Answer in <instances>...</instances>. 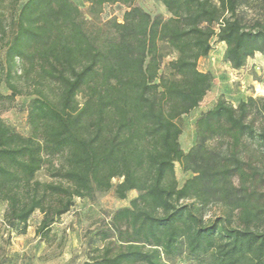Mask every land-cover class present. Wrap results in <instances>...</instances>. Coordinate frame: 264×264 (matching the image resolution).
Returning a JSON list of instances; mask_svg holds the SVG:
<instances>
[{"label": "trees", "instance_id": "16d2710c", "mask_svg": "<svg viewBox=\"0 0 264 264\" xmlns=\"http://www.w3.org/2000/svg\"><path fill=\"white\" fill-rule=\"evenodd\" d=\"M137 1L0 0V101L31 97L28 135L0 115L4 223L24 235L39 212L36 236L52 245L77 200L136 191L112 224L97 221L81 264H264V97L221 95L195 119L194 145L180 143L215 84L200 59L224 43L242 70L264 54V27H245L236 0H156L169 19ZM115 5L121 22L103 18ZM164 47L176 54L165 67ZM176 164L192 174L182 186ZM210 206L224 218L206 222Z\"/></svg>", "mask_w": 264, "mask_h": 264}, {"label": "rangeland", "instance_id": "374dc122", "mask_svg": "<svg viewBox=\"0 0 264 264\" xmlns=\"http://www.w3.org/2000/svg\"><path fill=\"white\" fill-rule=\"evenodd\" d=\"M73 1L85 10L86 4L83 0ZM213 1L219 2L218 0ZM236 1V13L245 27L253 28L256 24L264 27V0ZM137 5L152 16L162 15L165 19L170 18L163 4L156 0H138ZM124 12L125 8L119 5L105 6L103 18L116 17L121 22ZM225 50L224 43L214 41L210 54L199 61L201 71L214 74L215 84L200 107L184 118V133L180 138L184 151H188L195 143V119L201 112L212 108L221 95L235 106L251 96L264 97V54L256 53L255 58L249 59L250 63L243 68L242 72L234 73L230 65L224 61ZM163 52L166 55L163 60L165 67L175 58L176 54L168 47H164ZM0 91L3 95L10 94L5 83L1 84ZM30 99V96L20 95L13 101H0V115L3 120L23 135L29 133L27 108ZM78 100L83 103V96L80 95ZM175 171L180 186L192 177L191 173H184L179 164L175 165ZM37 179L50 180L44 171L38 174ZM138 195V192L133 191L128 194L126 200H119L111 191L100 195L95 203L77 200L72 211L63 216L60 222L53 227L56 239L52 245L42 243L36 236V229L42 219L39 212L31 217L27 233L17 234L5 225L6 204L0 202V264H81L89 258L87 243L95 231L97 221L100 218H107L108 223L112 224V218L109 215L117 209L128 207ZM201 215L206 222H209L224 218L225 211L219 206H210L205 208ZM236 225L237 222L233 223V226Z\"/></svg>", "mask_w": 264, "mask_h": 264}, {"label": "crops", "instance_id": "0c3cea01", "mask_svg": "<svg viewBox=\"0 0 264 264\" xmlns=\"http://www.w3.org/2000/svg\"><path fill=\"white\" fill-rule=\"evenodd\" d=\"M254 58H255V57H254ZM254 58H253V59H254ZM251 60H252V58H251ZM248 63H250V62L248 61ZM248 63H247V64H248ZM251 63H252V62H251ZM232 71H234V73H240V72L243 71V69H242V70H239V71H236V70H233V69H232Z\"/></svg>", "mask_w": 264, "mask_h": 264}]
</instances>
